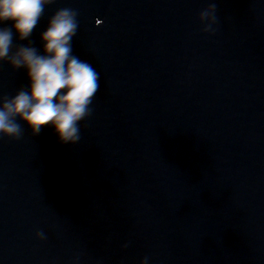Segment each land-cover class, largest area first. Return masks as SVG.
<instances>
[{
	"label": "clouds",
	"instance_id": "obj_1",
	"mask_svg": "<svg viewBox=\"0 0 264 264\" xmlns=\"http://www.w3.org/2000/svg\"><path fill=\"white\" fill-rule=\"evenodd\" d=\"M55 0H0V64L14 70L23 69L29 81L14 96L0 95V137L19 139L22 121L33 135L42 126L53 127L64 144H76L81 139L80 122L92 115V105L98 92L100 75L87 61L73 53L72 40L78 30V12L60 8L49 17L40 33L42 52L33 46L31 36L45 8ZM216 3L199 14L203 31H214L217 22ZM206 22V23H205ZM102 21L97 19L96 25ZM28 41L14 45L13 39ZM45 239L43 231L36 233ZM125 244L123 247H127ZM145 256L140 264H148Z\"/></svg>",
	"mask_w": 264,
	"mask_h": 264
}]
</instances>
